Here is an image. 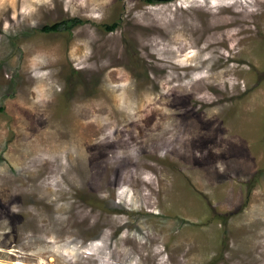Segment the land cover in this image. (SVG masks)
Segmentation results:
<instances>
[{"label":"rangeland","instance_id":"1","mask_svg":"<svg viewBox=\"0 0 264 264\" xmlns=\"http://www.w3.org/2000/svg\"><path fill=\"white\" fill-rule=\"evenodd\" d=\"M0 264H264V0H0Z\"/></svg>","mask_w":264,"mask_h":264},{"label":"bare ground","instance_id":"2","mask_svg":"<svg viewBox=\"0 0 264 264\" xmlns=\"http://www.w3.org/2000/svg\"><path fill=\"white\" fill-rule=\"evenodd\" d=\"M212 4V3H211ZM216 12L218 13H227L228 15H220L219 17H215L214 18V22L211 23V26L214 27H222V26H228V25H232L234 22H237V17L236 15L238 14L239 16L241 15L240 12L237 13L235 6L233 5H228L227 3L225 5H220L218 7H216ZM232 29L227 32V33H231ZM221 35H224V33H220Z\"/></svg>","mask_w":264,"mask_h":264},{"label":"trees","instance_id":"3","mask_svg":"<svg viewBox=\"0 0 264 264\" xmlns=\"http://www.w3.org/2000/svg\"><path fill=\"white\" fill-rule=\"evenodd\" d=\"M147 1L151 2L153 0H147ZM74 25H75V23L73 20H63V21H60L58 23L52 24L50 26H44V27H42V30L48 32V31H57V30L62 29V28L70 29Z\"/></svg>","mask_w":264,"mask_h":264}]
</instances>
